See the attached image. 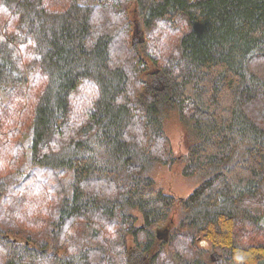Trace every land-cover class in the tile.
<instances>
[{
	"label": "trees",
	"instance_id": "trees-1",
	"mask_svg": "<svg viewBox=\"0 0 264 264\" xmlns=\"http://www.w3.org/2000/svg\"><path fill=\"white\" fill-rule=\"evenodd\" d=\"M4 88L0 264H264V0H0ZM172 117L187 197L151 174Z\"/></svg>",
	"mask_w": 264,
	"mask_h": 264
},
{
	"label": "rangeland",
	"instance_id": "rangeland-1",
	"mask_svg": "<svg viewBox=\"0 0 264 264\" xmlns=\"http://www.w3.org/2000/svg\"><path fill=\"white\" fill-rule=\"evenodd\" d=\"M130 17L133 20L137 31L134 32L132 41L137 44L139 43L141 36L140 32L142 31V26L139 22L134 6L130 8ZM148 73L149 75L152 74L151 76L156 74L153 73V67L148 69ZM154 79L155 82L151 84L152 86H160L167 81L162 74L154 77ZM6 88L0 90V125L3 123V119L6 123L14 122V120L28 122L25 118L28 119L29 101H27V103L23 102V104L18 107L17 99L13 101ZM25 93L26 92L24 91L22 96H25ZM12 102H14L13 105L11 104ZM11 108L12 111H10ZM164 131L168 143V155L174 160L171 162L167 160L164 163H158L155 165L151 173L152 177L155 183L162 187L166 194H170L174 197H187L193 192L198 183L191 176L183 174V163H181L179 159V157L187 154L188 147L186 141L187 135L183 122L178 117L167 118L164 125ZM201 245L207 251L208 260L214 261L219 256L218 252L210 250V246L207 242H203ZM128 246L131 262L133 264H144L143 258H145V256L141 251V248L134 244L130 238L128 239Z\"/></svg>",
	"mask_w": 264,
	"mask_h": 264
}]
</instances>
